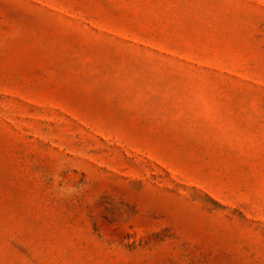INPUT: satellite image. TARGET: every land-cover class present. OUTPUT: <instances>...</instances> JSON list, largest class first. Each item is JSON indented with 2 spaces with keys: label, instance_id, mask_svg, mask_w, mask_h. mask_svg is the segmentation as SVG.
<instances>
[{
  "label": "rangeland",
  "instance_id": "rangeland-1",
  "mask_svg": "<svg viewBox=\"0 0 264 264\" xmlns=\"http://www.w3.org/2000/svg\"><path fill=\"white\" fill-rule=\"evenodd\" d=\"M0 264H264V0H0Z\"/></svg>",
  "mask_w": 264,
  "mask_h": 264
}]
</instances>
